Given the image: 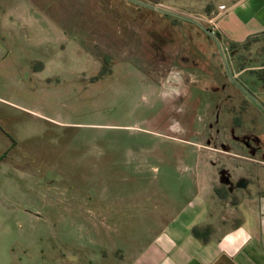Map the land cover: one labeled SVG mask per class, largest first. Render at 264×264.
<instances>
[{
    "label": "rangeland",
    "instance_id": "obj_1",
    "mask_svg": "<svg viewBox=\"0 0 264 264\" xmlns=\"http://www.w3.org/2000/svg\"><path fill=\"white\" fill-rule=\"evenodd\" d=\"M221 1L0 0L20 20L0 30L4 230L19 264H118V234L192 198L199 173L236 200L229 167L258 163L243 151L264 127L241 71L256 82L264 35L224 45L212 33ZM263 86L249 87L260 105Z\"/></svg>",
    "mask_w": 264,
    "mask_h": 264
},
{
    "label": "crops",
    "instance_id": "obj_2",
    "mask_svg": "<svg viewBox=\"0 0 264 264\" xmlns=\"http://www.w3.org/2000/svg\"><path fill=\"white\" fill-rule=\"evenodd\" d=\"M221 5L226 7L222 9ZM214 10L213 29L228 48L243 46L250 38L264 35V0H223L215 4ZM8 16L0 10V30L12 35L9 28L20 20L11 23ZM5 54L0 50V60ZM254 69L250 65L242 68V76L247 74L243 89L250 94L249 105L264 113V104H258L249 90L256 82L264 84V65L262 71L255 73L256 82L251 71ZM260 129L255 134L260 140L259 147L253 144L243 151L257 156L258 163L242 167L233 163L229 167L233 173L238 171L236 183L242 179L247 182L234 194V202H230V195L221 199L215 192V183L203 182V175L199 173L200 178L188 185L196 192L192 198L183 196L159 201L160 210L154 209L148 215L152 222L147 230H129L124 236L117 233L120 247L128 251L119 258L118 264H264V168L259 163H264V127ZM248 170H253L255 175L248 176ZM0 172L6 173L1 162ZM5 179H0V264H19L14 253L11 254L15 250L7 241L8 230H4V220L9 215L5 191L10 186L8 177ZM208 226L211 231L203 230ZM195 227L201 230L202 238L193 233ZM56 264L63 263L57 261Z\"/></svg>",
    "mask_w": 264,
    "mask_h": 264
},
{
    "label": "trees",
    "instance_id": "obj_3",
    "mask_svg": "<svg viewBox=\"0 0 264 264\" xmlns=\"http://www.w3.org/2000/svg\"><path fill=\"white\" fill-rule=\"evenodd\" d=\"M0 158H2V156H1ZM193 233H194L197 237H201V238H202L201 230H200L198 227L193 228ZM203 240H206V237H203Z\"/></svg>",
    "mask_w": 264,
    "mask_h": 264
},
{
    "label": "water",
    "instance_id": "obj_4",
    "mask_svg": "<svg viewBox=\"0 0 264 264\" xmlns=\"http://www.w3.org/2000/svg\"><path fill=\"white\" fill-rule=\"evenodd\" d=\"M160 9H161V8H160ZM161 10H164V9H161ZM164 11H165V10H164ZM207 32H209V31L207 30ZM214 37H215V36H214ZM246 184H247V182H246L244 179H242V180H240L239 182L236 183V186H237V187H245Z\"/></svg>",
    "mask_w": 264,
    "mask_h": 264
},
{
    "label": "built area",
    "instance_id": "obj_5",
    "mask_svg": "<svg viewBox=\"0 0 264 264\" xmlns=\"http://www.w3.org/2000/svg\"><path fill=\"white\" fill-rule=\"evenodd\" d=\"M212 33H213V34L216 33L214 29H212Z\"/></svg>",
    "mask_w": 264,
    "mask_h": 264
},
{
    "label": "flooded vegetation",
    "instance_id": "obj_6",
    "mask_svg": "<svg viewBox=\"0 0 264 264\" xmlns=\"http://www.w3.org/2000/svg\"><path fill=\"white\" fill-rule=\"evenodd\" d=\"M229 182V181H228Z\"/></svg>",
    "mask_w": 264,
    "mask_h": 264
}]
</instances>
